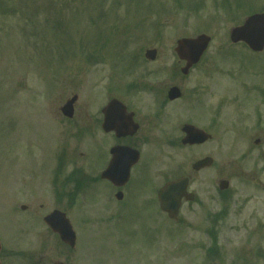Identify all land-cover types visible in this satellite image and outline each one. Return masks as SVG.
Instances as JSON below:
<instances>
[{
  "label": "rangeland",
  "instance_id": "rangeland-1",
  "mask_svg": "<svg viewBox=\"0 0 264 264\" xmlns=\"http://www.w3.org/2000/svg\"><path fill=\"white\" fill-rule=\"evenodd\" d=\"M263 10L264 0H0L1 264H249V256L251 264H264L250 254L264 249V164L252 158L240 162L226 147L217 154L215 140L193 147H181L179 140L173 148L161 144V156L151 160L152 174L138 178L141 196L123 206L86 173L69 177L81 169L85 157L78 152L88 147L74 152L78 121L60 119V107L74 94L78 108L94 113L106 104L108 92L121 94L142 73L147 48L157 50L158 62L149 66L162 68L145 83L167 84L178 60L176 40L201 32L211 42L186 84L202 88L211 82L205 66H214L216 82L225 83L236 61L264 59V50L254 53L229 40L232 26ZM139 95L135 100L145 102L148 95ZM173 123L162 137L170 129L177 139L183 136L181 125ZM94 141L96 159L102 160L104 149ZM149 145L140 149L151 150ZM206 155L214 164L193 175L195 200L182 205L178 220L169 219L154 189L181 165L189 171L190 163ZM216 158L217 168L232 159L243 172L223 168L218 175ZM221 176L230 181L229 200L216 222L210 215L223 209L216 206ZM55 208L73 225V248L43 222Z\"/></svg>",
  "mask_w": 264,
  "mask_h": 264
},
{
  "label": "flooded vegetation",
  "instance_id": "flooded-vegetation-1",
  "mask_svg": "<svg viewBox=\"0 0 264 264\" xmlns=\"http://www.w3.org/2000/svg\"><path fill=\"white\" fill-rule=\"evenodd\" d=\"M249 50L258 54L262 52ZM157 62V60H145L142 73L135 76V80L127 83L126 87L124 85L121 94L108 92L109 98L107 101L117 98L126 106V119L129 123L126 131H132L133 127L137 125L138 128L131 134L118 136L112 130L105 131L102 125L104 120L102 107L96 113L93 112L96 109L78 108L79 102L77 99L74 102L73 114L69 117L61 113L60 107V119L78 121L73 126L77 135L75 137L77 141L79 140V143L76 142L72 147L74 152L81 145L88 147V150L78 152L79 157H85V160L78 165L83 173H81V169L77 168L72 171L69 177L75 180L86 173L85 178L90 177L93 185L98 183V185L103 186L99 188L105 190L107 188L109 192L112 191L114 194L121 191L123 198L119 201L128 202L129 199L140 197L141 195L138 194L142 192V189L139 190L138 184L142 181H138V178L144 173L148 176L152 174L151 160L155 157L157 161L161 156L159 150L161 144L173 148L178 145L176 141L179 140L181 147H193V145L188 146L181 142L183 136L177 139V136L173 134V129L169 130L166 137H162L161 132L173 128L174 121L176 123L175 127L179 128L181 125L182 129L184 124L190 123L209 133L211 137L201 145L209 144V142L215 140L217 154H219L221 148L226 147V152L233 157H238L240 162L252 158L254 162L264 164V59L262 61L243 59L236 61L227 71L228 81L225 83L216 82V68L214 66H211V68L205 66L204 74L206 78L211 76V82L206 83L207 85L204 84L202 88L196 84L193 86L186 84L189 81L190 73L198 64L193 66L188 74L184 75L181 70L184 62L179 60H177L176 65L171 67L173 75H169L171 78L167 84L160 86L156 81V84L151 81L145 83V79H155L159 76L162 67L149 66ZM186 85L190 89L186 90ZM128 86L135 89V91L125 92ZM173 86L179 87L181 94L178 98L170 99L168 90ZM199 88L202 92L199 91ZM139 94L148 95L145 102L135 100V97ZM184 118L187 119L183 120ZM142 131L145 134L141 133ZM95 132L99 135V139L96 141L90 139ZM93 141L101 149H104L105 157L102 160L96 159L98 149L94 146ZM174 143L175 145H173ZM142 144H150L149 148L151 150L144 151L142 147L140 149ZM125 147L131 148V150L124 149ZM61 152L62 150H60V154ZM236 153L238 155H235ZM136 157L138 160H135ZM60 158H62L61 165L63 167L61 172H63L65 156L64 159L63 156H60ZM226 162L224 167L217 168L218 160L216 158V172L218 175L222 173L223 168L236 175L243 172L240 162H235L232 159ZM232 162L235 163L234 168H231ZM191 164L189 171L183 169V165H181L179 171L170 177L166 175V171H163L167 176L163 183L187 175L189 177L188 190L193 191L191 189L193 175L209 168L196 172L191 170ZM127 165L129 166L130 177L128 182L120 188L114 186L103 176L107 169L110 170L112 175L116 176L120 172L119 170L122 167L124 169ZM173 171L174 169L172 173ZM222 178L226 177L221 176L219 179ZM228 188L216 190V206L217 203L223 206L222 210L216 212V222L223 217L225 207L228 205L229 196L226 193ZM233 203L235 201H232L231 204ZM253 256L256 259L264 260L263 247L257 248ZM245 260L251 264L250 258Z\"/></svg>",
  "mask_w": 264,
  "mask_h": 264
},
{
  "label": "water",
  "instance_id": "water-1",
  "mask_svg": "<svg viewBox=\"0 0 264 264\" xmlns=\"http://www.w3.org/2000/svg\"><path fill=\"white\" fill-rule=\"evenodd\" d=\"M210 39L209 35L202 33L195 37L179 38L176 41L174 51L177 53L179 59L186 60L187 62L182 69L184 73L188 72V69L192 64L198 62L204 50L207 48ZM230 39L232 42L243 41L253 50H262L264 47V12L255 13L247 17L242 25L233 27L230 31ZM145 56L148 59H155L156 49H148ZM179 95V88L173 87L169 90V98L174 99ZM75 100L76 95L64 104L62 112L65 115L72 116L73 103ZM103 113L105 116L103 123L104 130H115L118 136L131 133L126 131V128L129 127V123L125 116V106L119 100H111L103 109ZM183 131L185 132V136L182 139L184 144L203 143L209 137V135L203 130L189 124L184 126ZM211 164L212 158L205 157L195 161L192 166L193 169L199 170L200 168L210 166ZM128 168V165L124 169L122 167V170L116 176L112 174L110 175V173H104V175L113 183L121 185L128 179ZM187 185L188 178L180 177L176 180L167 182L158 190L160 208L167 213L169 218H177L182 197H185L187 200L193 199V194L187 193ZM227 186V181H220L219 187L221 189H224ZM117 197L121 198V194H117ZM21 208L25 209L26 207L23 205ZM43 220L53 232L58 233L63 242L74 247L76 241L75 231L64 212L54 210L44 216Z\"/></svg>",
  "mask_w": 264,
  "mask_h": 264
}]
</instances>
